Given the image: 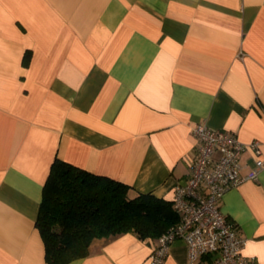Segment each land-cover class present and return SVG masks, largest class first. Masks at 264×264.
Returning <instances> with one entry per match:
<instances>
[{"label":"crops","instance_id":"1","mask_svg":"<svg viewBox=\"0 0 264 264\" xmlns=\"http://www.w3.org/2000/svg\"><path fill=\"white\" fill-rule=\"evenodd\" d=\"M198 123L264 159V0H0V264H47L36 227L57 158L172 201ZM241 156V175L256 166ZM222 213L264 264V168ZM125 233L68 264H149ZM175 240L163 264H186Z\"/></svg>","mask_w":264,"mask_h":264},{"label":"trees","instance_id":"2","mask_svg":"<svg viewBox=\"0 0 264 264\" xmlns=\"http://www.w3.org/2000/svg\"><path fill=\"white\" fill-rule=\"evenodd\" d=\"M179 222L172 201L133 193L113 179L55 159L43 186L36 227L47 264L86 257L97 240L131 233L154 242Z\"/></svg>","mask_w":264,"mask_h":264},{"label":"built area","instance_id":"3","mask_svg":"<svg viewBox=\"0 0 264 264\" xmlns=\"http://www.w3.org/2000/svg\"><path fill=\"white\" fill-rule=\"evenodd\" d=\"M195 145L189 173L175 187L172 206L179 222L156 241L149 264H163L175 240L187 248L186 264H259L241 255L246 239L220 209L225 193L245 182L256 181L264 168L258 141L244 144L236 136L198 123L191 130ZM250 150L256 166L242 176L241 156Z\"/></svg>","mask_w":264,"mask_h":264}]
</instances>
